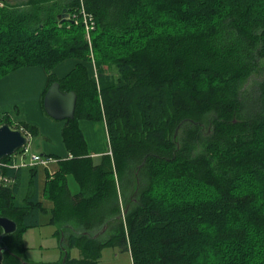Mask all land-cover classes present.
I'll use <instances>...</instances> for the list:
<instances>
[{
    "label": "trees",
    "instance_id": "obj_1",
    "mask_svg": "<svg viewBox=\"0 0 264 264\" xmlns=\"http://www.w3.org/2000/svg\"><path fill=\"white\" fill-rule=\"evenodd\" d=\"M26 66L47 75L43 109L54 82L77 95L71 157L44 153L59 161L43 191L55 264H99L105 247L132 264H264V0H0V80ZM81 120L105 122L97 161ZM17 152L0 162V216L17 223L0 244L3 264H33L23 233L47 209Z\"/></svg>",
    "mask_w": 264,
    "mask_h": 264
},
{
    "label": "crops",
    "instance_id": "obj_2",
    "mask_svg": "<svg viewBox=\"0 0 264 264\" xmlns=\"http://www.w3.org/2000/svg\"><path fill=\"white\" fill-rule=\"evenodd\" d=\"M72 66H73V62H71L70 60H67L61 63L59 66H57L54 71L58 76H62L67 71H69ZM46 84H47V75L45 71L43 70V68L38 67V66H26V67L19 68L0 80V105L6 100V101H9V103H14V104H17L23 107L24 111L28 113L27 120L29 121L34 120L33 121L34 123L40 124V126H42L41 130L43 128L47 130V134H43L42 133L43 130L41 131L40 128L38 127L39 130L41 131V134L39 133L40 137H44L43 141L41 142L42 152L40 154H44V153L48 155L56 154L60 156L59 158L71 157V154L69 155L67 154V151L64 147L62 137H61V130L64 124L63 120H57V119L50 117L49 115H47L45 110L42 108L41 96H42V93L44 91ZM31 90L32 92L30 93V95H27V92ZM23 99H26V102H24ZM2 113L3 112L0 113V116ZM18 121H25V120L21 119ZM87 121L89 120L80 121V128L83 134H85L82 128L83 123H86L87 126L90 125ZM89 122H97V121H89ZM102 126H103L104 131H106V136H107V129H106L104 121H102ZM105 141H106V138H105ZM86 142H87V149H88L89 155L92 156L94 159H95V156L101 155L108 150V136H107V142L104 143L103 141L102 145L100 146L93 145L95 147H90L87 140ZM104 146H107V148L104 149L103 151L102 148H104ZM48 155H45V156H48ZM53 158H55L56 160H53L46 165H40V164L37 165L38 197L41 203L43 204V206L47 209V211L44 214L48 213V210H50L53 206V202L50 199L46 198L43 193L45 180L47 178V175L51 176L59 169L58 158L57 157H53ZM20 161H21L20 159L19 160L17 159L16 164H18ZM67 181H68L69 188L72 191L74 192L78 191V184L72 175H68ZM48 215H49L48 216V223H49L50 214L48 213ZM41 224L42 222H41V216H40V225ZM61 257L62 256H60V258ZM55 262L56 261L45 263V264H55Z\"/></svg>",
    "mask_w": 264,
    "mask_h": 264
},
{
    "label": "rangeland",
    "instance_id": "obj_3",
    "mask_svg": "<svg viewBox=\"0 0 264 264\" xmlns=\"http://www.w3.org/2000/svg\"><path fill=\"white\" fill-rule=\"evenodd\" d=\"M31 92L32 90L27 92V95H30ZM23 101L26 102V99H23ZM3 103H1L0 105V113L3 112L2 114H9L10 118L13 121H18L21 119L29 121L27 120L28 113L24 111L23 107L14 103H9V101L6 100ZM33 121L31 120L29 122L34 123ZM87 122L90 125L87 126L86 123H83L82 128L85 132L84 135L89 143V146H100L102 145L103 141L104 143L107 142L106 131H104L103 129L102 121ZM34 124L37 125L41 130L42 126H40V124ZM42 130L43 134H47L46 129L43 128ZM43 139L44 137H40V135L36 137H29V141L23 152L26 159H29L32 154H40L42 152L41 142L43 141ZM106 148L107 146H104V148H102L103 151ZM17 157L18 159L23 158L22 153L17 152ZM99 157L100 155L95 156V160H99ZM48 216V213L42 214V224L34 228H29L23 233V240L26 246V257L33 264H45L57 261L62 254L59 242L54 235L55 227L54 225L48 223ZM70 252L72 256L78 255V251L76 248H72ZM99 264H132V261L128 251L121 250L118 247H105L103 249Z\"/></svg>",
    "mask_w": 264,
    "mask_h": 264
},
{
    "label": "water",
    "instance_id": "obj_4",
    "mask_svg": "<svg viewBox=\"0 0 264 264\" xmlns=\"http://www.w3.org/2000/svg\"><path fill=\"white\" fill-rule=\"evenodd\" d=\"M77 95L74 91L63 92L58 82L52 83L43 98V107L47 115L57 120L72 118L75 112ZM29 135L20 127L9 123L0 124V162L13 155L18 149L27 145ZM3 184V169L0 166V187ZM0 240L17 230V223L7 217L0 216ZM7 248L0 244V264H3L4 252Z\"/></svg>",
    "mask_w": 264,
    "mask_h": 264
},
{
    "label": "built area",
    "instance_id": "obj_5",
    "mask_svg": "<svg viewBox=\"0 0 264 264\" xmlns=\"http://www.w3.org/2000/svg\"><path fill=\"white\" fill-rule=\"evenodd\" d=\"M85 27L87 31V37L89 38V31L93 28V23H89L85 21ZM23 158H20V162L18 164H14V166H32V165H46L50 163L53 160H56L55 158L51 156H43L41 154H32L29 159L25 158V154L23 153Z\"/></svg>",
    "mask_w": 264,
    "mask_h": 264
}]
</instances>
